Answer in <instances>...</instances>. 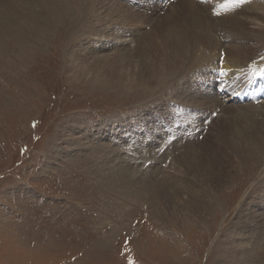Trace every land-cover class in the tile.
Instances as JSON below:
<instances>
[{
    "label": "rangeland",
    "instance_id": "374dc122",
    "mask_svg": "<svg viewBox=\"0 0 264 264\" xmlns=\"http://www.w3.org/2000/svg\"><path fill=\"white\" fill-rule=\"evenodd\" d=\"M139 1L135 0V5L130 0L124 3L149 20L164 19L165 25L176 21L171 6L182 7V0H169L166 6L153 3L156 9L150 10ZM195 2L214 6L211 0ZM260 2L264 5V0ZM96 7L82 22L86 29L76 31L63 24L47 37L41 49L23 53L10 47L0 50V264H129L130 260L132 264H264V229L260 227L264 222V153L245 152L238 166H230L233 177L208 193L204 179L211 178L210 173H185L175 162L178 157L183 160L189 149L191 160L203 154L209 156L207 162L229 118L220 110L236 108L231 113L237 116L247 111H239L241 107L250 104L234 103L233 90L219 82L215 84L217 92L226 101L216 97L211 89L214 76L187 74L184 82L197 86L202 82L209 90V98L202 103L196 100L193 107L217 116L207 121L204 115L201 122L205 126L193 131L192 119L186 120L183 126H192L194 138L174 147L176 137L170 134V146L163 147L158 156L155 149L159 144H153L162 141L163 124L153 138L147 133L143 137L142 122L135 124L137 117L146 118L147 110L159 107L158 102H146L145 94L116 89L100 80L106 73L89 69L97 59L110 70L109 59H113L110 63L120 61L125 47L134 50L132 39L126 37L120 43L125 46L122 49L108 45L89 54L83 63V58L70 57L79 40L96 41L85 31L94 23ZM258 8L264 17L263 7ZM106 16L102 13L100 19L108 23ZM209 17L213 19L211 14ZM242 18L247 21L246 31L264 29L263 21ZM149 20L139 26L137 39L154 35ZM216 41L229 46V35L221 31ZM247 44L256 48L253 41ZM134 56L137 60L139 53ZM254 102L260 103L254 107L257 109L264 104L261 98H254ZM170 103L175 104L169 101L166 105ZM209 103L218 109L214 112ZM248 109L251 112L253 107ZM149 126L154 128L155 124ZM129 129L138 133L140 141L128 139ZM110 151L128 156L124 159L130 164L131 179H141L136 187L147 184V191L136 189L133 194L119 181L104 176L106 170L100 166L103 157L113 159ZM198 197L207 203L206 211L199 215L188 209ZM252 198L261 204H250ZM247 212L254 217L245 216ZM247 227L260 229V239L254 243L239 240L238 234L245 233ZM244 248L248 249L247 257Z\"/></svg>",
    "mask_w": 264,
    "mask_h": 264
},
{
    "label": "bare ground",
    "instance_id": "6f19581e",
    "mask_svg": "<svg viewBox=\"0 0 264 264\" xmlns=\"http://www.w3.org/2000/svg\"><path fill=\"white\" fill-rule=\"evenodd\" d=\"M130 1V4H136L135 0ZM108 2L106 3V0H1L0 50L4 51L10 47L23 53L30 49H41L47 37L51 35L55 28L63 24L65 27L68 25V27L76 31L83 28L82 22L90 14L89 11L92 10V7L97 4V14L93 16L94 18L91 17L94 23L85 30L88 35L93 34L95 38L92 39L96 41L89 39L85 40L87 42L84 43V40H79L71 51L70 57L72 59L76 56L80 57L79 59L83 58L80 61L83 63L89 54L93 55L94 52L106 49V47H109L108 45H111L112 48L122 49L125 46L120 43H123L126 37L132 39V42L135 43L134 50L131 51L126 49V47L122 49L125 51L122 56L118 54L121 57L120 61L115 60L110 63L112 58L109 59L107 57L109 59H107L109 62L106 61L108 62L107 67L110 66V70L105 68L106 64L102 60L97 59H93L89 69H94L95 67L99 72L102 71L100 73H106L107 76L102 77L100 80L114 86L116 89L134 95L145 94L147 96L144 98L146 102H158L160 106L147 110L146 118L140 120L137 117L135 119V124L143 123V137L147 133L153 138L155 131H158L163 124L162 129L160 128L161 135L159 138L162 141L156 140L153 144V147L159 144V148L155 149V153L158 156L161 154L163 147L170 146L167 145V139L170 138V134L176 137L174 139L175 144L173 142L174 147H177V144L190 143L195 136V131H191L198 129L200 126H205L201 122L204 115L207 121L212 116L213 118L217 116L216 113L215 115L202 114V110L200 111V109L193 107L192 103L196 100L199 99L201 100L200 103H202V99L209 98L207 96L209 90L203 88L204 84H201L202 82L198 86L194 81L195 84L193 85H190L191 83L187 81L184 82L187 74H192V76L194 74L196 76L199 75L202 78L204 72L205 77L214 76L213 81L215 82L211 83L213 94L219 99L224 97L225 101L226 97L217 92L218 87L215 86L217 82H219V85L222 83L229 90H233L230 94H236L237 96H244L246 93L243 90H250L264 84V75H256V73L264 72V68L261 67L264 65V29L248 32L245 30L247 21L242 18L243 16H248L254 20L264 22V17L257 11L259 6L264 9V5H262L260 0H249L248 3L234 9L222 7V5L227 3V0H211V3L213 2L214 4V6L211 5L212 8L208 4L207 7L204 6V3L203 5H199L201 3L196 4L195 0H182L181 8L177 9L176 5L171 6L176 21L173 20L174 22L170 23V25H165L164 19L149 20V17L133 13L130 11V6L124 3V0H109ZM143 2L145 6H151L150 8L149 6H144L143 8L154 10L156 7H153L152 3L166 6L167 4L165 3L168 0H143ZM210 10H212L211 13H209ZM102 13L107 15L108 23L103 22L104 19H100ZM209 14L213 16V19L209 17ZM239 15L242 17L240 18ZM148 20L154 26V31L152 30L154 35H151L147 40H145L144 36L137 39L136 31L139 26ZM122 26H125V28ZM221 31L229 35V46H224L221 43L220 45L216 41V38L219 40ZM251 41L255 43L256 48L247 44ZM136 53H139L137 60H135L134 56ZM115 70L116 72H114ZM222 72L224 74H221ZM230 79H235L237 82L230 83L228 82ZM210 80L212 79H209V83ZM234 85H238V87H234ZM150 86L156 87L150 88ZM200 89H204V92L200 93ZM248 95L250 96H245L241 99L243 101L236 100L234 102L236 104H250L248 107L239 109V111L247 109L240 115L234 116L231 113L232 109L236 108L225 107L226 109L220 110L219 113H228L229 118L225 120V126L222 127L220 135L216 138L217 145L209 153L211 158L207 162L206 160L209 156L203 154L199 156L195 154L196 160H191L190 149L186 151V155H183V160H180V157L175 159L176 163L178 161L182 165V171L185 173L195 171V174L198 173L199 176V170H202L203 173L206 172V174L210 173L211 178L207 179L204 177L205 191L207 193L208 191L215 192V188L225 185L233 177L234 173L230 170V166L232 169L238 166L246 153L252 155L264 153V104L258 109L254 108L260 104H256L254 98H261L262 103L264 102V90L255 91ZM230 99L227 100L231 101ZM169 101L175 104L172 106L171 103L166 105V102ZM184 103H188V105ZM216 107L218 105L213 106L211 104L209 108L214 111V108L218 109ZM249 107H253L255 111L251 110L250 112ZM176 110L177 112H175ZM179 112L181 115H179ZM178 115L181 118L180 120L177 117ZM193 117H195L194 122ZM191 119L192 126L196 127L190 131L192 126L184 127L183 125L186 120L191 121ZM194 123L196 124L194 125ZM125 124V128L128 127V124ZM154 124V128L149 126ZM166 130L168 131L167 133ZM127 131H129L128 139H132L135 142L140 141L138 133L131 129ZM131 142L129 140L128 144L130 145ZM114 152L110 151V153ZM130 153L133 154V150ZM113 155V159L106 155V157L102 158L103 163L100 167H104L106 170V175L104 176L109 181H119L122 187H125L133 194L136 189L137 191H147V184H140V186L136 187V184L141 183V179H131L128 171V165L130 164L125 161L128 156L124 155L122 157L118 154L115 155V153ZM131 158L133 159V157ZM184 163L187 164L185 165ZM205 167H209V169ZM109 174L111 175L109 176ZM193 200L194 203L189 204L188 209L190 211H196L198 215L201 211H206L207 203H204V199L198 197ZM250 202L253 205L260 203L256 198L250 199ZM245 216L254 217L250 212H247ZM260 227L262 230L264 229V222ZM246 230L245 233L241 231L238 234L237 238L239 240L241 239L245 243L251 240L254 243L260 239V235L258 236V230L260 229L247 227ZM242 245L246 244L242 243ZM246 249L244 248L242 251L246 253L247 257L249 253L247 252L248 249L245 252Z\"/></svg>",
    "mask_w": 264,
    "mask_h": 264
},
{
    "label": "snow or ice",
    "instance_id": "6c2138e0",
    "mask_svg": "<svg viewBox=\"0 0 264 264\" xmlns=\"http://www.w3.org/2000/svg\"><path fill=\"white\" fill-rule=\"evenodd\" d=\"M248 2L249 0H227V3L225 5H222V7H224L225 9H234ZM221 74L224 73L222 72ZM256 75H264V72L256 73ZM212 115H215V113H212ZM129 264H132L131 260L129 261Z\"/></svg>",
    "mask_w": 264,
    "mask_h": 264
}]
</instances>
